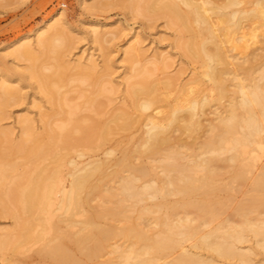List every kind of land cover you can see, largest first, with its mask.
<instances>
[{"label": "bare ground", "instance_id": "6f19581e", "mask_svg": "<svg viewBox=\"0 0 264 264\" xmlns=\"http://www.w3.org/2000/svg\"><path fill=\"white\" fill-rule=\"evenodd\" d=\"M135 1L138 14L178 29L177 46L197 66L183 85L180 76L151 80L139 40H129L130 103L110 116L102 108L118 88L94 56L67 60L64 13L5 47L28 62L23 72L54 114L38 104L41 126L28 112L15 137L1 123L22 82L0 72V213L15 220L0 232L4 261L264 264V0ZM92 32L102 47L117 31ZM167 58L147 61L165 70ZM69 71L93 88L65 109Z\"/></svg>", "mask_w": 264, "mask_h": 264}, {"label": "rangeland", "instance_id": "374dc122", "mask_svg": "<svg viewBox=\"0 0 264 264\" xmlns=\"http://www.w3.org/2000/svg\"><path fill=\"white\" fill-rule=\"evenodd\" d=\"M85 1L87 3L86 6L84 0H0V72L8 74L15 79V81L22 82L21 84L19 83V88L21 87V96L19 95L18 99L16 98V100L11 101V105H9V107H11L7 108V115L9 117L7 116V119L1 123L3 127L9 129L14 128V130H16L14 131L15 137L19 134V126L16 123L18 117L29 112L36 121H39L38 104L44 105V109L48 113H50V111L52 112V109L48 104V99L44 97L40 90L36 89V81L29 80V76L26 74L27 66H29L28 62H21L18 60L14 62L12 57L5 56L6 52L4 49L23 36L31 35V37L34 38L33 34L35 30L44 25L55 14H65V18L69 25L67 29L70 30H68L69 32L67 33L69 36H73L71 40L74 42V49L71 50L72 53L68 54L67 60H71L72 63H75L83 58V61H86L85 63H87V59L94 56L100 67H104L105 71L109 69L106 74L110 75L113 84L115 83L114 85L118 88V92L116 91V94L112 95V99H114L113 103H111L112 106L105 103L108 109L102 108V113H104L105 116H110V114L107 115L106 112L111 113L112 110L115 112L118 106L119 108L125 106L123 101L126 103L128 101V103H130V98H127V87L124 80L131 74V71L134 70L132 69L133 64L126 59L124 50L131 39H135L136 42L139 40L137 43L139 44V50L142 53V63L139 67L145 65L148 69L153 70L154 75H152L153 77H151V80H155L157 76L159 79H164L163 77L165 76H180L181 81H178V85H183L184 83H187L189 79L191 80L193 78L194 66L196 67L197 65L194 64V62L188 58V55L177 46L176 43L179 40V37L177 36H180L179 31H176L178 29L169 24L166 19L163 20L162 18L161 20L158 14L155 17V15H153L154 13L151 11L146 14V11L144 10L145 13L141 11V13L138 14L139 9L137 11L132 9L135 4L134 6H131L130 0ZM137 2L139 1L137 0ZM144 2L145 1H143V3L140 2L142 3L140 5L141 7L147 3ZM94 4L96 5V8ZM148 4L150 7V3ZM93 5L94 8H92ZM97 28L101 32L106 30L117 32L116 35L113 34L114 36L110 35L109 37L108 35L105 37L107 43L103 40L102 43H100L103 46L101 47L100 45L99 47V43L94 41L92 32ZM184 37L187 36L185 35ZM100 50H102V52ZM161 53L169 58H167V62L170 67L167 66L168 69L165 68L164 70L163 68L160 70L157 69L156 71L154 68L155 66L148 64L147 60ZM106 66L109 67L105 68ZM180 71H182V73ZM72 72L69 71L66 73V83L61 89L65 91V93L63 92L64 94L62 93L63 96L68 94L66 95L67 97L65 96L67 98V107L65 105V109H68L69 104H81L82 101H84L79 95L81 90H84L87 94H91L93 88L91 81L84 85H81L80 82L75 83L74 79L76 76L74 75L75 77H73L74 73L72 74ZM132 73L135 74V72ZM24 76H27L28 78H24ZM72 79L73 81H71ZM107 80H109V77ZM175 95L176 93L173 96ZM70 98L72 101L67 103ZM100 99L101 102L107 101L104 97H100ZM108 102L109 101H107V103ZM82 111L80 113H82ZM87 111L84 110L83 113L85 114L82 115L89 116L90 113ZM92 113V116L94 117L95 113ZM52 114H54V111ZM105 116L103 115L99 117L102 118V120H106ZM95 117L98 118V116ZM60 121L61 120H57V123ZM39 124L41 126V123L38 122V126ZM86 153L90 152L87 151ZM14 224L15 220L11 216H6L0 213V232L1 230L12 229ZM2 257V252L0 251V264H8L4 261L5 258ZM258 259H260V257ZM103 260H106V258L99 259V261ZM217 264H224V262H217Z\"/></svg>", "mask_w": 264, "mask_h": 264}]
</instances>
